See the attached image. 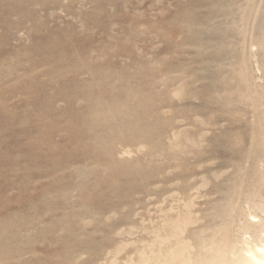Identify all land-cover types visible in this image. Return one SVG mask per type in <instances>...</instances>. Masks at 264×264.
<instances>
[{"label":"rangeland","instance_id":"obj_1","mask_svg":"<svg viewBox=\"0 0 264 264\" xmlns=\"http://www.w3.org/2000/svg\"><path fill=\"white\" fill-rule=\"evenodd\" d=\"M191 1L0 0V264H152L170 216L210 214L215 226L194 224L191 238L222 224L231 241L264 221V189L247 199L235 168L206 170L219 124L207 104L220 95L207 92ZM231 7L264 97V50L248 45L264 0ZM221 172L229 198L204 210L207 176Z\"/></svg>","mask_w":264,"mask_h":264},{"label":"bare ground","instance_id":"obj_2","mask_svg":"<svg viewBox=\"0 0 264 264\" xmlns=\"http://www.w3.org/2000/svg\"><path fill=\"white\" fill-rule=\"evenodd\" d=\"M215 1H217L215 8H210V3ZM191 2L193 20H196L197 17H201L202 23L206 24V27L203 26L204 30H201L203 39L200 38L201 40L205 39L204 50L202 51L203 61L206 63V78L212 77L210 79L211 82L207 85V92L211 91L212 93V91H217L220 95L219 98L210 100L207 104L209 109L216 110L214 120L219 122V124L217 126L218 133H215L216 136L210 142L211 145L206 148L209 152L207 157L209 163L206 166V170L209 171L217 168L219 171L226 166L232 167L233 169L235 168L238 172L236 176L240 179H244L245 183L240 192L245 194L247 199H250L252 194H259L260 190L264 189V169L262 170L259 167L256 169L254 168L256 166L264 168V151L257 148L258 150L256 149L253 151L254 153L252 156H247L245 161L241 154L248 144L250 147H262L264 145V112L261 110V106H264V97L261 96L262 94L256 95V89H250L253 88L251 86V75L248 72L245 56L243 55V47L245 39H247L246 34H248V30H246L245 27L244 29L235 27V22H232L235 17L233 18L232 16L231 20L229 18V15L233 13L231 6L235 4L236 0H192ZM196 5H200L201 7L200 11L198 10L199 12L196 9ZM238 16L239 15H237V17ZM212 17L217 18L216 23L211 21ZM209 22L215 23L218 29H213V26L210 25ZM240 22L241 21H239V23ZM223 23L224 26H222ZM261 23L264 24L263 21H261ZM263 26H260L259 31L254 34L249 30L248 45L250 47L257 46V48L264 50ZM196 30L197 28L195 29L194 27V35L191 39L195 40ZM211 39L214 40L213 43ZM256 52H252L249 55L254 56ZM199 56L201 57V53L198 57ZM257 86L262 87L261 84H257ZM252 96L255 97L253 98L254 105L252 113L256 116V120L247 124L246 114L250 109L248 110L246 107L248 104L247 101L244 102L243 98L246 97L247 99H251ZM209 139H211V137H209ZM213 156L215 160L217 159L216 161H213ZM222 157H228L230 160L224 161L221 159ZM242 162L252 167V169H250L251 172H246L241 175L240 170L243 169ZM207 177L206 187L203 192L204 204L201 203L204 207L202 206L201 208L208 211L214 209V206H217L222 200H228L229 197L224 193L227 187L223 185V181L232 177L224 174V172L219 173L216 180H212L214 176L212 178L211 176ZM259 206H263V204L261 205L259 203ZM191 208L193 209V206ZM196 208L197 207H195V209ZM178 210L175 209V211ZM249 217L254 219L255 215L249 214ZM169 218L171 220L165 223V226L163 225L164 227H161V232L158 234L160 239L157 244L156 252L152 258V264H264V221L261 222L258 229L248 223L242 224L238 237L231 241V238L228 237L227 230L222 224L217 227L218 231H213L210 234H199L191 238L192 236H190L188 231L194 227V224H197L196 227L201 228L205 225H201L204 220V223H208L205 225V229H207L208 226L214 222V216L210 214L201 218L193 217L191 210H189L188 212L170 216ZM216 232H218L219 235H216ZM191 234L193 235V233ZM194 241L196 243H194ZM138 260L140 261L141 259ZM147 260L149 259L147 258ZM138 264L140 263L138 262ZM145 264H147L146 261Z\"/></svg>","mask_w":264,"mask_h":264}]
</instances>
